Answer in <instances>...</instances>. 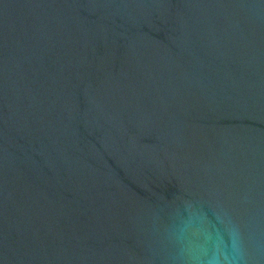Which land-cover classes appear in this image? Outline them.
<instances>
[{"label":"water","instance_id":"water-1","mask_svg":"<svg viewBox=\"0 0 264 264\" xmlns=\"http://www.w3.org/2000/svg\"><path fill=\"white\" fill-rule=\"evenodd\" d=\"M0 264H264V0H0Z\"/></svg>","mask_w":264,"mask_h":264}]
</instances>
